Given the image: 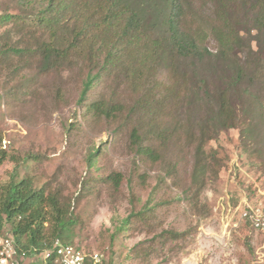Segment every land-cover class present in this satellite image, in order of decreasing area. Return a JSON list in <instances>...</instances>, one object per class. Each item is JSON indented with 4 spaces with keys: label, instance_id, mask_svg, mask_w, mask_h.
<instances>
[{
    "label": "rangeland",
    "instance_id": "obj_1",
    "mask_svg": "<svg viewBox=\"0 0 264 264\" xmlns=\"http://www.w3.org/2000/svg\"><path fill=\"white\" fill-rule=\"evenodd\" d=\"M135 4L146 17L150 39L166 36L171 12L167 0ZM181 6L183 32L215 55L219 44L212 31L223 27L221 4L181 0ZM16 10L14 0H0V16L12 12L27 17ZM248 15L238 3L230 7L228 17L242 37V50L250 46L257 55L252 56L264 61V36L258 40ZM10 29L0 28V36ZM19 39L14 36V42ZM106 56H97L93 74L103 71L82 104L88 74L83 64L45 72L40 58L31 53L25 65L12 57L11 66H0V193L12 179L26 176L37 187L59 189L74 200L78 224L73 244L102 254L112 264H264V234L245 227L238 210L245 201H264L260 87L241 83L232 91L238 127L215 136V97L226 88L228 77L222 62L190 57L172 63L167 55L150 58L136 48L131 53L117 50L107 64ZM146 56L149 68L136 82L135 62ZM99 101L117 104L121 112L98 118L90 106ZM145 104L151 106L149 114L142 108ZM152 121L164 134L161 138L149 134ZM134 128L145 146L158 150L160 161L138 153L131 139ZM202 143L209 168L206 185L197 192L193 172ZM94 151L100 155L91 163ZM116 173L122 174L117 191L105 182ZM146 207L152 209L146 222L133 220L121 231L125 219ZM167 232L183 237L173 240ZM8 234L0 233V240L11 239ZM44 260L41 255L25 257L21 264Z\"/></svg>",
    "mask_w": 264,
    "mask_h": 264
},
{
    "label": "trees",
    "instance_id": "obj_2",
    "mask_svg": "<svg viewBox=\"0 0 264 264\" xmlns=\"http://www.w3.org/2000/svg\"><path fill=\"white\" fill-rule=\"evenodd\" d=\"M167 2L171 12L166 23L168 26L166 36L151 40L146 17L135 4V0H14L16 11L27 17L12 12L0 16V28L11 26L10 30L0 36V66L8 64L11 66L14 62L12 57L16 58L18 64L25 65L27 56L31 53L40 58V69L45 72L61 66H67L72 70L83 64V70L87 69L88 74L83 82L80 101L82 104L88 92L101 77L102 68L97 74L93 73L99 66L96 58L103 52L108 53L104 60L105 64L110 61V55L116 54L117 50L131 53L135 48L148 54L150 58L167 55L173 58L172 63L190 57L201 60L210 57L222 62L225 73H228L226 88L218 92L215 97L217 110L212 118V122L216 124L215 136L224 130L238 127V116L232 104V91L241 83H255L260 87L262 93L260 108L264 113V61L253 57L257 55L250 46L247 50H242V37L228 17L230 7L240 3L249 14L248 23L254 31H257L260 40V36H264V0H216L221 4L219 16L223 27H215L212 31L219 44L215 55L201 48L195 36L183 32L180 25L185 13L181 0H167ZM26 12L27 14H24ZM39 32H42L40 40L36 38ZM14 36H20L18 42H14ZM34 38L36 41L30 44ZM34 49L36 53L33 52ZM147 61L146 56L145 59L135 62L137 64L133 70L134 81L142 80V76L147 72L146 67L149 68L146 65ZM116 106L117 104L107 105L99 101L93 103L90 110L98 118L102 116L108 118L115 116L116 112H121ZM142 108L148 114L152 111L149 104H145ZM157 129V125L152 121L149 131L152 139L164 136ZM131 139L140 155L155 163L160 161L158 150L152 146H145L136 128L131 133ZM2 141L0 136V147ZM99 155V151L92 152L89 161L96 162ZM204 156L202 143L197 149L193 172V184L197 187V192L202 191L206 185L204 178L209 164ZM105 182L111 183L117 191L122 182V174H113L105 179ZM83 195L84 193L80 195V199L85 197ZM73 206V199L66 198L59 189L53 190L48 185L37 187L31 176L21 180L12 179L0 193V233L8 231L7 237H12L11 239L20 249V254L26 252L25 257L43 256V250L51 248L56 240L83 250L75 246L72 241L78 224ZM151 212L152 209L146 207L138 214L132 213L124 220V228L121 227V231L129 227L133 220L146 222L152 215ZM244 225L252 230L248 222ZM166 235L173 240L183 237V234L174 232H167ZM33 249H38V252L34 254ZM25 257L19 255L18 264H21ZM43 264L52 263L44 260ZM86 264L94 263L88 258ZM100 264L112 263L107 262L103 256Z\"/></svg>",
    "mask_w": 264,
    "mask_h": 264
},
{
    "label": "built area",
    "instance_id": "obj_3",
    "mask_svg": "<svg viewBox=\"0 0 264 264\" xmlns=\"http://www.w3.org/2000/svg\"><path fill=\"white\" fill-rule=\"evenodd\" d=\"M238 210L240 212V222H248L253 230L264 234V201L254 204L245 201ZM19 252L20 249L13 239L0 240V264H18L19 255L26 256V252L22 254ZM32 252L36 254L38 249H33ZM42 254L45 262H51L52 264H86L88 258L94 264H100L103 259V255L99 253L88 254L76 247L64 245L59 240H56L51 248L44 249Z\"/></svg>",
    "mask_w": 264,
    "mask_h": 264
}]
</instances>
